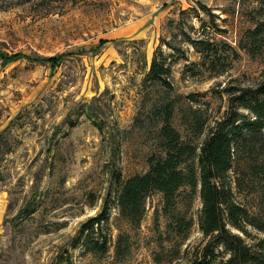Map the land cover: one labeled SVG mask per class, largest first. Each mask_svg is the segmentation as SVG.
<instances>
[{
	"label": "rangeland",
	"instance_id": "374dc122",
	"mask_svg": "<svg viewBox=\"0 0 264 264\" xmlns=\"http://www.w3.org/2000/svg\"><path fill=\"white\" fill-rule=\"evenodd\" d=\"M262 22L264 0H0L1 53L71 54L54 68L0 60V264H188L207 242L199 195L189 207L179 197L193 227L178 235L158 192L132 227L117 206V182L144 175L162 154L167 110L182 139L200 147L228 109L224 90L264 80V34L254 33ZM197 39L218 51L215 72L189 43ZM101 42L97 53L72 54ZM155 58L169 68L170 87L147 79ZM192 111L205 126L199 137ZM236 195L260 209L249 187ZM103 209L109 250L93 254L81 228Z\"/></svg>",
	"mask_w": 264,
	"mask_h": 264
},
{
	"label": "trees",
	"instance_id": "16d2710c",
	"mask_svg": "<svg viewBox=\"0 0 264 264\" xmlns=\"http://www.w3.org/2000/svg\"><path fill=\"white\" fill-rule=\"evenodd\" d=\"M260 32L264 34V22L254 33ZM189 43L203 56L202 64L211 72L223 65L218 51L208 40H189ZM103 45L101 42L72 54L97 53ZM69 55L32 58L22 53L0 52V60L4 65L19 60L44 62L54 68ZM225 71L223 68L219 73ZM169 72V68L155 58L146 77L170 87ZM224 92L228 95V109L200 147L182 139L170 122L172 110L166 111L159 131L162 154L149 158V168L144 175L117 182V206L121 216L138 228L145 215L146 199L154 192L161 193L163 212L169 218L167 228L185 235L193 227V221L178 210V199L184 194L189 207L198 194L201 201L198 225L207 242L196 250L188 264H264V237H260L264 236V213L261 214L264 207V80L255 88H229ZM191 116L190 131L199 137L205 128L203 120L195 111ZM231 172L235 175L233 182ZM243 186L256 195L260 209H249L238 201L236 193H240ZM107 224L103 209L82 225L86 251L102 255L108 252L110 240L104 233ZM127 252L124 239L120 237L115 256L123 259Z\"/></svg>",
	"mask_w": 264,
	"mask_h": 264
}]
</instances>
